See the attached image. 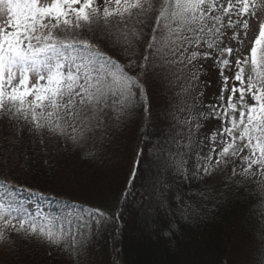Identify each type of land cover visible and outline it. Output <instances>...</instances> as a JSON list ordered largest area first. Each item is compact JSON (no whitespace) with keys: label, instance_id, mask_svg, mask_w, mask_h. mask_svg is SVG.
I'll list each match as a JSON object with an SVG mask.
<instances>
[{"label":"snow or ice","instance_id":"snow-or-ice-1","mask_svg":"<svg viewBox=\"0 0 264 264\" xmlns=\"http://www.w3.org/2000/svg\"><path fill=\"white\" fill-rule=\"evenodd\" d=\"M247 11L246 0H103L102 6L96 0H0V126L17 136L27 131L33 144L39 137L43 148L54 138L84 149L138 108L150 112L153 82L171 87L182 81V91L193 100L181 108L191 113L184 121L188 143L181 145L188 153L169 154L166 166L186 179H203L239 160L244 165L239 175L264 177V23L248 54L235 60L226 103L209 105L207 114L194 111L202 95L198 73L208 59L219 70V99L225 100V72L231 71L235 50L223 38L226 29L248 28ZM112 20L116 25L110 28ZM101 23L105 28L98 34L93 25ZM231 39L242 43L236 31ZM110 47L119 48L123 62L109 54ZM202 118L219 119L221 126L201 139ZM18 147L23 145L13 141L4 150L3 168L9 174L21 155L27 162L28 153L17 151L9 165L10 149ZM193 149L198 161L190 177L185 156ZM141 158L137 152L130 160L129 184L137 178ZM232 174L237 175L235 167ZM258 183L264 185V179ZM15 187L0 181V244L13 245L18 236L50 247L64 244L78 255L91 230L110 219L99 208L67 201L63 216L31 214L16 202ZM33 195L46 198L41 192ZM257 264H264V253Z\"/></svg>","mask_w":264,"mask_h":264},{"label":"trees","instance_id":"trees-1","mask_svg":"<svg viewBox=\"0 0 264 264\" xmlns=\"http://www.w3.org/2000/svg\"><path fill=\"white\" fill-rule=\"evenodd\" d=\"M115 25L112 20L109 27ZM102 28L103 23L93 25L98 34ZM109 54L123 62L119 48L110 47ZM209 61L198 73L197 92L202 95L197 96L195 113L200 108L205 113L202 102L209 106L220 100L223 85L216 84L220 73L211 61L209 66L214 68L205 70ZM149 92L150 112L138 108L103 139L97 134L84 149L54 138L43 148L39 137L33 144L27 131L17 136L0 126V181L16 186L15 197L41 192L56 216L64 215L56 208L66 209L67 201L99 208L110 217L91 230L93 235L78 255L64 244L50 247L43 241L13 236V245L0 244V264H257V257L264 253V192L258 181L239 175L241 163L235 176L228 165L203 179L175 175V168L165 162L171 165L169 154L188 153L181 145L188 143L184 121L190 115L187 108L185 115V110L178 112L175 101L185 106L191 98L182 91V81L169 87L158 79ZM205 120L200 119V124ZM198 135L205 137L201 128ZM13 141L23 147L10 149L9 165L17 151H26L28 159L21 155L9 174L3 168L4 150ZM195 150L185 156L190 177L198 161ZM85 151L94 154L87 156ZM137 152H142L139 171L129 184L130 160L136 159ZM185 205H189L187 213Z\"/></svg>","mask_w":264,"mask_h":264},{"label":"rangeland","instance_id":"rangeland-1","mask_svg":"<svg viewBox=\"0 0 264 264\" xmlns=\"http://www.w3.org/2000/svg\"><path fill=\"white\" fill-rule=\"evenodd\" d=\"M97 4H100L101 0H96ZM250 5H248V11H247V15L249 16L248 18V28L245 30L242 27H237L236 29H226L225 30V36L223 38V42L226 46L231 47L235 50V54L231 57L232 60V67H231V71H226L225 75L229 76V81H228V91L225 92V100L218 101V104H223L226 103V99H227V95L231 94V87L233 83L232 81V76H234L233 70H234V61L237 58L236 54H239L240 56H244L247 55L253 41L255 40L256 35H258L259 33V26L261 23L264 22V0H250ZM0 15H3L2 13H0ZM100 30V29H99ZM104 30V28H102V31ZM233 31H236L239 35V39L242 41V43L238 42L237 40L231 39L232 35H233ZM245 31H246V35H245ZM101 32V30L99 31ZM210 60L213 64V60ZM210 61L208 63H206L205 66V70H209V69H213L214 66H209ZM215 68L217 69V67L215 66ZM217 76V75H216ZM33 79H35L33 77ZM217 86L219 85H223V81L222 78H220V74H219V79L216 82ZM237 87H239V82H236ZM218 88V87H217ZM221 91V89H220ZM239 93L236 94V96H238ZM250 96L246 97L248 98L249 102L251 103V97ZM176 103V110L178 112H180L182 107H185L182 104V101L178 102L175 101ZM193 103L192 99H189V103L188 105H191ZM205 108H204V112L205 113H209V111L207 109H209L208 106H206V104L204 102L201 103ZM217 105V104H215ZM200 107H198L199 109ZM187 110V109H186ZM186 110L183 112L184 115L186 114ZM210 110V109H209ZM199 112H202L201 108L199 110ZM191 114L189 110H187V115ZM179 120L180 116H179ZM221 126V120L219 119H206L203 122V125H201V130L204 133V136H210L211 133L215 130H217L219 127ZM243 166L240 164V161L237 160L235 162V164L229 163L228 164V168H230L229 170L232 172L233 167L236 168V166ZM241 165V166H240ZM257 167V166H254ZM256 181H260L262 179H264V177H260V176H256ZM259 187L262 189V191L264 192V185L259 184L258 182H256ZM16 202L23 204V206L25 208H27L29 210V212L31 214H36L37 211H39L40 213H45L48 214L50 216H56L58 213H55V210H53L52 208L49 207V205L47 204V202H44V200L39 197V196H35L32 195L30 193H27L26 195H23L22 197H15ZM58 212L65 214L66 209L63 207H58L56 208ZM264 244V243H263Z\"/></svg>","mask_w":264,"mask_h":264}]
</instances>
